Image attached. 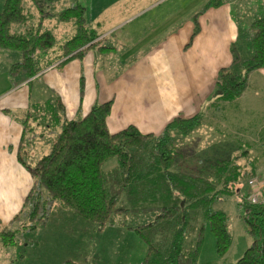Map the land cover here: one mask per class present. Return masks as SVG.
<instances>
[{
	"label": "trees",
	"instance_id": "obj_1",
	"mask_svg": "<svg viewBox=\"0 0 264 264\" xmlns=\"http://www.w3.org/2000/svg\"><path fill=\"white\" fill-rule=\"evenodd\" d=\"M55 1L30 0L39 19L36 26H29L27 22L32 15L25 12L23 0H3L0 48L21 54V59L8 70L13 85L33 78L64 57L67 58L58 66L73 57L83 56L94 45L98 35L88 25L85 7L74 1L57 10ZM222 1L207 0L202 11L219 6ZM46 19L72 22L74 26L72 36L60 45L61 55L47 62L45 56L55 46L56 37L44 28ZM13 24L27 25L25 32L12 33ZM196 28L194 33L198 25ZM241 48L247 53H242ZM230 51V65L217 73L218 100L212 104L213 108L222 101L239 97L247 87L250 72L264 65V13H257L247 27L239 28ZM110 108L111 101L96 103L84 117L63 121L50 151L33 166H26L32 186L11 222L21 213L28 221L24 231H33L46 222L56 206L94 223L101 230L105 225H113L118 215L155 211L149 222L124 223L146 244L141 264H197L205 224L214 236L216 252L224 253L232 241L227 216L223 211L213 210L211 204L224 194V190L235 191L241 172L238 169L233 175L228 172L225 179L223 162L218 161L213 167L221 170L215 174L210 168H206V177L190 174L179 168L178 153L174 149L176 137L173 133L181 137L191 133L202 123L203 112L188 118L175 117L159 134H143L133 125L110 133L106 125ZM110 160H115L116 166L105 171L103 165ZM212 176L216 177L214 181H211ZM251 192H238V204L252 241L242 256L229 264H264V201L249 200ZM258 196L264 199V190ZM190 230L195 238L187 250L184 240ZM15 234L17 230L4 228L0 232L3 244L13 245Z\"/></svg>",
	"mask_w": 264,
	"mask_h": 264
},
{
	"label": "crops",
	"instance_id": "obj_2",
	"mask_svg": "<svg viewBox=\"0 0 264 264\" xmlns=\"http://www.w3.org/2000/svg\"><path fill=\"white\" fill-rule=\"evenodd\" d=\"M168 1L126 0L123 4L112 0L96 4L93 24L100 30L88 23L98 36L83 56L58 66L67 58L64 57L17 85L8 78V88L0 95V232L4 228L18 230L12 228L11 220L32 186L26 166H33L40 158L31 155L32 151L39 147L45 152L41 156L47 154L52 143L44 145L43 139L48 133L56 135L64 120L82 118L94 104L111 101L106 117L110 133L133 125L143 134H159L173 118L204 113L203 108L218 100V70L230 65L231 43L237 39L239 28L247 27L257 13H264V0H223L219 6L204 11V5L198 8V0L186 4L182 3L186 0ZM111 9L126 15H107ZM243 12L248 17L241 23L237 15ZM38 17H32L27 25L36 26ZM48 20L54 19L44 20L45 29L59 23L66 28V22L56 21L49 26ZM196 24L198 30L194 33ZM27 25H22L18 33H24ZM60 45L55 44L46 56L56 48L57 56L61 55ZM256 73L261 76L260 82ZM42 80L41 86L53 93L47 100L35 93V83ZM255 81L264 83V65L250 72L245 91L236 99ZM234 100L220 104L224 107V102ZM176 137L180 141L181 136ZM106 166L105 171L111 170ZM0 241L7 247L1 237Z\"/></svg>",
	"mask_w": 264,
	"mask_h": 264
},
{
	"label": "rangeland",
	"instance_id": "obj_3",
	"mask_svg": "<svg viewBox=\"0 0 264 264\" xmlns=\"http://www.w3.org/2000/svg\"><path fill=\"white\" fill-rule=\"evenodd\" d=\"M74 1H79L80 4L86 6L88 23L93 24L96 4L101 6V4L109 3L112 0H57L54 5L57 10H61ZM97 1L99 3H96ZM121 1L124 4L126 0ZM172 1L174 0L168 2L172 3ZM189 1H182V3L186 4ZM206 1L198 0V8H201ZM2 4L3 0H0V10ZM256 4L259 6V3ZM23 5L25 12L34 13L32 17L35 16V20H37L39 15L30 0H23ZM110 12H116L115 17L126 15V13H122V10L118 11L117 9H111L107 15H110ZM245 16L247 14L243 12V14L237 15V19L243 23ZM56 21V19L48 20L46 24L48 23L50 26ZM63 26L66 28L63 29L61 23L48 27L56 36V47L72 35H70L72 30L74 32L72 22H66ZM93 26L100 30L97 25L93 24ZM21 27L22 25L13 24L11 32L18 33L21 31ZM55 50L45 57V62L51 58H57L59 50L57 48ZM241 52L245 54L247 50L241 48ZM19 59L20 54L17 51L0 49V95L9 85V66ZM256 74L257 81H259L261 76ZM42 82L43 80L35 83V93L38 92L43 100H47L46 97H50L52 91L44 89L41 86ZM250 87L242 97L235 99L233 103L224 102V107L220 104L217 108H203L204 113L200 126L188 135L181 137L180 141L176 140L174 144V149L178 153L177 164L182 171L206 177L208 174L206 168H210L209 171L212 170L211 173L215 174L221 169H215L213 165L222 161L225 179L228 172L229 175H233L237 169L241 172L238 178L239 182L237 185L235 184V187L237 186L235 191L228 193L224 190V194L211 204L213 210L223 211L226 214L228 231L232 237L231 244L224 253H217L214 236L208 224H205L197 264L234 263L242 256L252 241L241 217L238 192L252 190L250 186L252 177L264 182V83L261 82L260 85L255 81ZM33 91L34 87L32 93ZM55 136L53 132L52 136L51 133L45 135L44 145L47 144V141L51 145ZM173 136H178V133H173ZM191 142H194V146H190ZM42 153L45 152H41L38 147L32 151L31 155L42 157ZM111 162H114V168L116 161L110 160L103 165V169L105 170L106 164L111 168ZM212 177L211 181H214L216 177ZM54 208L51 209L46 222L30 232L24 231L28 226V221L20 213V217L12 225L13 229L18 228L16 242L11 246L3 247L0 241V264H141L146 253V244L135 231L126 228L124 223L149 222L153 220L155 211H146L145 213L130 211L118 215L113 225H105L99 230L94 223L85 221L68 211L57 210L56 206ZM198 223H200V219ZM194 238L195 234L190 230L184 240L185 249L188 250L192 246Z\"/></svg>",
	"mask_w": 264,
	"mask_h": 264
},
{
	"label": "built area",
	"instance_id": "obj_4",
	"mask_svg": "<svg viewBox=\"0 0 264 264\" xmlns=\"http://www.w3.org/2000/svg\"><path fill=\"white\" fill-rule=\"evenodd\" d=\"M250 186L252 187V192L249 195V200L252 202H263L264 199L259 198V192L264 190V182L258 181L256 179H250Z\"/></svg>",
	"mask_w": 264,
	"mask_h": 264
}]
</instances>
